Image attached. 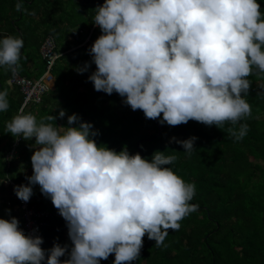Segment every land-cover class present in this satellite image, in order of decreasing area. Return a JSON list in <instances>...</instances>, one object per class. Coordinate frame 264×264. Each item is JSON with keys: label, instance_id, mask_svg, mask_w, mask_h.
<instances>
[{"label": "clouds", "instance_id": "1", "mask_svg": "<svg viewBox=\"0 0 264 264\" xmlns=\"http://www.w3.org/2000/svg\"><path fill=\"white\" fill-rule=\"evenodd\" d=\"M94 11L102 34L89 49L96 65L89 81L97 92L119 94L146 119L163 114L161 125L230 124L231 138L247 135L248 125L240 122L252 114L248 77L264 75V14L257 0H105ZM23 46L22 38L0 39V67L13 76ZM90 67L75 70L83 74ZM8 95L0 91V112L9 108ZM65 116L61 110L38 121L21 109L6 130L35 138L33 174L15 195L27 203L39 185L66 221L72 246L45 250L42 237L25 235L17 218H0V264H100L112 254L114 264H132L146 234L161 247L168 231H178L179 221L198 210L190 203L195 184L167 167L175 155L156 151L148 160L127 146L117 152L98 145V131L77 114L57 126ZM197 139L171 142L190 156Z\"/></svg>", "mask_w": 264, "mask_h": 264}, {"label": "trees", "instance_id": "2", "mask_svg": "<svg viewBox=\"0 0 264 264\" xmlns=\"http://www.w3.org/2000/svg\"><path fill=\"white\" fill-rule=\"evenodd\" d=\"M104 2L0 0V39L4 36L23 39L17 73L35 80L45 68L39 54L44 38L54 37L53 27L64 39L69 34L74 44L57 48L62 55L52 70L56 79L53 92L61 96L67 113L77 114L81 122L93 125L92 130L99 133L95 137L98 145L117 152L127 146L130 154L139 153L148 160L156 151L175 155L177 159L167 167L185 182L195 184V196L190 203L198 205V210L179 221L178 231L170 229L161 247H155V241L149 240L146 234L140 258L132 264H264V75L254 71L248 77L251 89L246 100L252 114L240 122L246 123L249 129L241 141L230 137L227 131L230 124L223 129L196 121L180 126L161 125L159 120L163 114L156 120L146 119L143 111H133L125 105L119 94L97 92L87 78L96 71L89 49L102 34L99 27L92 30L94 9ZM17 3H22L21 11L16 10ZM257 3L264 14V0H257ZM86 63L91 67L79 74L75 69ZM10 76V71L0 67V91L7 89L9 92L5 82ZM12 88L8 110L0 112V145L6 142L10 149L16 138L19 143L9 164L4 157L5 151L0 149V186L4 185L6 168L10 180L27 184L26 173L17 174L15 169L21 166L23 158L32 154L33 140L13 137L6 130L7 122L19 113L23 102L18 88L14 85ZM39 106H31L23 112L32 113L39 121L46 117V111L42 112L44 109ZM173 137L178 140L197 137L193 153L190 156L184 153L181 145L171 142ZM28 167L32 168V164L28 163ZM1 210L4 211L3 207ZM50 212L51 217L39 234L44 241L41 247L48 250L59 243L70 249L66 221L54 206ZM66 258L61 257V260ZM114 260L115 254H112L100 264H114Z\"/></svg>", "mask_w": 264, "mask_h": 264}, {"label": "built area", "instance_id": "3", "mask_svg": "<svg viewBox=\"0 0 264 264\" xmlns=\"http://www.w3.org/2000/svg\"><path fill=\"white\" fill-rule=\"evenodd\" d=\"M96 27V25H93L92 30ZM88 39L89 37L86 41ZM39 54L45 63L44 71L39 78L28 80L16 73L15 76L11 74L9 79L10 84L17 87L23 96L19 112L21 109L24 110L30 106L41 105L44 96L49 93L55 81L52 70L62 54L57 51L56 41L53 36L48 35L44 38L39 48ZM17 145L18 140L13 143L4 156L8 164L12 157L16 155ZM4 184L9 188V197L5 199L0 197V218L10 220L12 217H15L19 220L20 228L24 231L25 235L35 234L39 236L41 230L46 227L51 213L38 206L40 198L36 196H32L27 203L18 199L14 193V188L21 184L10 180L8 175H6ZM1 207L7 211L10 210L11 214L2 212ZM34 230H36L35 233Z\"/></svg>", "mask_w": 264, "mask_h": 264}, {"label": "crops", "instance_id": "4", "mask_svg": "<svg viewBox=\"0 0 264 264\" xmlns=\"http://www.w3.org/2000/svg\"><path fill=\"white\" fill-rule=\"evenodd\" d=\"M53 30L55 32L58 33V30H56L55 27H53ZM60 34V33H59ZM69 35V34H68ZM67 35V36H68ZM70 36V35H69ZM6 37V36H4ZM66 39V38H65ZM64 39V40H65ZM66 41V40H65ZM65 44V42H64ZM74 44V43H73ZM72 44V45H73ZM65 45H69V43H66ZM63 45V46H65ZM71 45V46H72ZM12 74V73H11ZM42 75V74H41ZM11 77V76H10ZM10 79V78H9ZM56 80V79H55ZM55 82L53 83V86H52V89L49 93H47L44 98H43V102L40 106H42V108L44 109L42 112L46 111L44 113V116H48V115H51L52 116H56V117H59V112L61 110H64L66 112V116L63 118V119H59L58 123H57V126H67V118L68 116H70L69 113H67L66 109H65V103L64 101L60 98L61 96L58 94V93H54L53 92V89H54V86H55ZM6 85L8 86L9 88V92H10V88L11 90L14 89L12 88V84H10L9 80H7L6 82ZM19 91V90H18ZM21 94V93H20ZM39 106V107H40ZM31 107V106H30ZM28 109H30L28 107ZM18 140V143H19V138H16L14 140V142ZM32 144H31V155L30 157L29 156H26L25 158H23V162L21 161V166H17V169H16V173H20V174H25L30 177L32 174H33V168H29L28 167V163L31 164V157L32 155L34 154V151L36 150V146H35V138L32 139ZM13 142V143H14ZM13 145V144H12ZM12 147V146H11ZM0 149L3 150L4 152V156L5 154L8 152L9 148L6 146V142H3L1 145H0ZM22 159V158H21ZM28 183V181H27ZM34 195L33 196H36L38 198H40V204H41V208L43 207L45 210H47L45 207L49 204V200L50 198H46L42 193H41V190H40V186L39 185H35L34 186ZM0 197L2 198H8L9 197V188L4 184L2 186H0ZM48 211V210H47ZM50 212V211H48ZM51 213V212H50Z\"/></svg>", "mask_w": 264, "mask_h": 264}, {"label": "rangeland", "instance_id": "5", "mask_svg": "<svg viewBox=\"0 0 264 264\" xmlns=\"http://www.w3.org/2000/svg\"><path fill=\"white\" fill-rule=\"evenodd\" d=\"M54 38H55V41H56V44H57V48H61V47H63V45H65L66 43H69V45H72L73 43H74V40L72 39V37L71 36H67L66 37V41L64 40V38L62 37V35H60L59 34V32L57 33H55L54 34ZM64 42H65V44H64ZM93 72V71H92ZM52 74H53V71H52ZM90 75H91V73H90ZM89 75V76H90ZM89 76L87 77L88 79H89ZM7 169V168H6ZM5 169V172L3 173L4 174V176H3V180L5 181V179H6V175H9L10 176V173H9V171H8V169L6 170ZM16 170V169H15ZM0 174H1V168H0ZM34 187H33V192H34ZM2 198V197H1ZM4 199V198H3ZM2 206H4V205H2ZM52 206H54L53 204H52V202H51V199L49 200V204L45 207L48 211H51V208H52ZM57 210V209H56ZM4 212H6V213H9V211H7L6 209H4ZM10 214H11V212H10Z\"/></svg>", "mask_w": 264, "mask_h": 264}, {"label": "water", "instance_id": "6", "mask_svg": "<svg viewBox=\"0 0 264 264\" xmlns=\"http://www.w3.org/2000/svg\"><path fill=\"white\" fill-rule=\"evenodd\" d=\"M158 131L160 132V129H159V127H158ZM159 132L157 133V135H156V136H158V135H159Z\"/></svg>", "mask_w": 264, "mask_h": 264}]
</instances>
